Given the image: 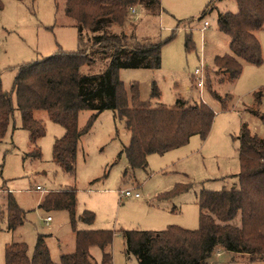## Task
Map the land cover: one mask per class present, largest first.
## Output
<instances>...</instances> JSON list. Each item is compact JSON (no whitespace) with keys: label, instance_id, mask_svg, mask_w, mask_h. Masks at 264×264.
Here are the masks:
<instances>
[{"label":"rangeland","instance_id":"obj_1","mask_svg":"<svg viewBox=\"0 0 264 264\" xmlns=\"http://www.w3.org/2000/svg\"><path fill=\"white\" fill-rule=\"evenodd\" d=\"M64 5L65 0H0V78L5 91L11 90L22 64L40 60L57 50L75 51L81 46L75 22L64 13ZM206 8L207 12L201 16ZM134 9V13L128 9L123 26L111 25L108 31H124L133 37L131 42L135 39L157 42L173 37L161 47L159 68L118 70L129 105L132 85H136L139 100L148 101L152 107H171L177 98L190 103L202 100L214 111L208 135L203 139L195 134L177 148L162 154L151 153L144 168L127 170L124 174L127 161L120 151L129 142V132L123 121L114 118L113 111L104 110L79 138L75 172L70 174L56 165L52 156L53 143L63 135L64 128L52 122L45 111H37L35 117L43 122L45 134L35 142L39 157L33 156L30 153L35 145L30 142L28 132L20 127V115L15 110L0 138V210H5L6 195L10 192L25 216L13 231L7 229L5 215L0 220V264H4L6 243L23 241L31 254L38 235L43 236L55 262L62 254L74 250L75 235L68 211H46L39 207L48 192L64 188L76 191L78 229L112 231V264H138L133 255L125 252L122 231H160L170 225L197 229L199 192L237 184L238 135L242 122L264 137L259 119L264 114V27L256 32L262 62L244 63L236 80L231 82L224 75L226 79L214 85L220 94H231L223 109L205 87L196 86L194 71L204 66V73L212 77L213 58L229 52V37L218 29L217 16L219 12H235V1L159 0V13H152L143 3ZM90 35L83 31L84 45ZM187 35L191 37L189 49L185 47ZM105 64L106 61L96 60L83 66L81 72L97 73ZM153 83L159 93L155 97H151ZM259 89L262 96L257 102L253 93ZM91 113V110L79 112V129ZM176 184H187L188 188L160 196ZM37 185L41 189H36ZM125 190L138 192L140 197L124 196L121 192ZM84 210L94 213L92 223L80 220ZM46 216L51 217L49 222L45 221ZM90 253L101 264L100 248L92 246ZM206 264H264V260H250L246 254L225 252L217 246Z\"/></svg>","mask_w":264,"mask_h":264},{"label":"trees","instance_id":"obj_2","mask_svg":"<svg viewBox=\"0 0 264 264\" xmlns=\"http://www.w3.org/2000/svg\"><path fill=\"white\" fill-rule=\"evenodd\" d=\"M20 1V0H19ZM33 1V0H32ZM235 12H219L218 29L229 37V52L216 55L211 67L213 76L205 73L204 87L223 109L231 94H220L214 85L231 82L240 75L243 64L259 65L262 51L256 32L264 27V0H234ZM143 3L152 13H159V0H65L64 13L75 22L81 46L75 51L57 50L52 55L18 67L10 91H5L0 78V138L13 119L14 111L20 115V127L28 132L35 145L45 134V126L35 117L45 111L49 119L64 128L52 147L53 161L63 171L75 172L78 140L87 132L98 113L113 111L114 118L123 121L129 132V142L123 145L127 170L144 168L147 155L162 154L188 142L192 135L205 138L211 128L214 111L202 100L190 103L177 98L171 107H152L140 101L136 85H132L129 105L118 70L124 68L157 69L161 64L163 41L133 40L124 31L109 32L111 25L123 26L129 7ZM207 12L204 10L201 14ZM91 33L83 43V31ZM190 35L185 47L190 48ZM96 60L106 61L100 72L82 73L81 68ZM208 66L206 65L205 68ZM159 93L152 84L151 97ZM261 90L253 93L261 100ZM91 110L86 124L77 126L78 114ZM264 128V114L259 115ZM240 170L237 184L219 190L202 189L198 195V227L190 230L176 225L154 230H123L125 252L133 255L138 264H206L213 250L219 246L225 252L246 254L250 260H264V137L251 131L242 122L239 135ZM33 156L39 157L35 145ZM188 188L176 184L170 192L177 194ZM159 196V197H160ZM76 191L64 188L48 192L39 204L49 210H67L70 225L75 232V248L62 254L58 262L51 259L42 235H38L33 251L23 241H12L4 247V264H97L90 253L92 246L101 250V264H112L110 247L113 233L103 229H78L76 226ZM8 230L23 223L25 212L9 192L5 199ZM83 222L92 223L94 213L84 210Z\"/></svg>","mask_w":264,"mask_h":264},{"label":"built area","instance_id":"obj_3","mask_svg":"<svg viewBox=\"0 0 264 264\" xmlns=\"http://www.w3.org/2000/svg\"><path fill=\"white\" fill-rule=\"evenodd\" d=\"M130 11L132 13L135 12L134 7H129ZM205 25H207V22L204 23ZM194 74L197 76L195 78L196 81V86L199 89H202L204 87V77H205V73H204V66L200 67V68H196L194 71ZM264 96V93H263ZM37 189H40V186H36ZM122 194L124 196H134V197H140V194L138 192H131L130 190H125L122 192ZM50 220V217L46 218V221Z\"/></svg>","mask_w":264,"mask_h":264},{"label":"crops","instance_id":"obj_4","mask_svg":"<svg viewBox=\"0 0 264 264\" xmlns=\"http://www.w3.org/2000/svg\"><path fill=\"white\" fill-rule=\"evenodd\" d=\"M37 186H39V185H37ZM37 189V188H36ZM40 189H41V187H40ZM39 190V189H38ZM9 192V191H8ZM122 193V192H121ZM7 196V195H6ZM47 217H50V216H46L45 217V221H46V218ZM2 219V217H0V220ZM50 220H51V217H50ZM50 220H48V221H46V222H49ZM81 220V219H80ZM73 231V230H72ZM73 233H74V235H75V232L73 231ZM6 244H8V243H6Z\"/></svg>","mask_w":264,"mask_h":264}]
</instances>
